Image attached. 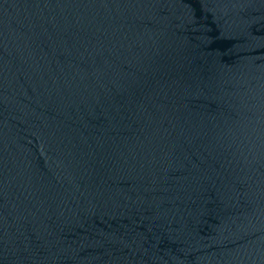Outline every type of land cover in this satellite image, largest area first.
<instances>
[{
  "label": "water",
  "instance_id": "1",
  "mask_svg": "<svg viewBox=\"0 0 264 264\" xmlns=\"http://www.w3.org/2000/svg\"><path fill=\"white\" fill-rule=\"evenodd\" d=\"M0 264H264V0H0Z\"/></svg>",
  "mask_w": 264,
  "mask_h": 264
}]
</instances>
